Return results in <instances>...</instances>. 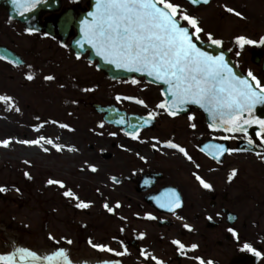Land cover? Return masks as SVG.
Returning <instances> with one entry per match:
<instances>
[{"label": "flooded vegetation", "instance_id": "flooded-vegetation-1", "mask_svg": "<svg viewBox=\"0 0 264 264\" xmlns=\"http://www.w3.org/2000/svg\"><path fill=\"white\" fill-rule=\"evenodd\" d=\"M171 2L181 5L184 11L197 17L205 33L210 32L214 38L223 41L218 48L230 55L242 74L247 76L251 71L264 85V44L260 43L264 38V0H208V3L200 0L195 5L191 0ZM90 7V0H60L57 11L41 14V31L30 33L25 24L12 19L8 10L0 6V96L12 97L8 104L0 101V109L9 105L15 111L14 107L25 106L26 89L32 86V90L44 97L47 93H53L55 100L63 106L74 105L88 110L98 118L97 123L121 134L109 142L108 136L94 137L90 130L88 139L91 153L85 154L97 165L100 163L96 160L99 155L105 163L112 159L119 162V174L110 176L106 171L101 187L111 190L109 185H112L122 190L117 202L120 207L114 205L118 210L117 222L120 225L119 252H124V255L116 256L120 264H156L151 256L163 261V264H199L194 259L197 256L213 264H264V255L255 256L243 248L245 243H249L264 254V159H261L264 156V139L251 136L254 143L249 144L245 136L210 129L205 116L193 108L171 117L164 110L156 108L157 104L165 101L161 87L143 78L112 80L98 69L97 62L90 61L88 54L77 59V54L71 49L76 37L72 22L77 21ZM228 7L234 12H228ZM235 12L242 15L237 16ZM200 35L201 42L217 47L206 42L207 37L203 33ZM238 36H245L257 43L241 48L236 41ZM77 70L87 75L83 87H77ZM29 74L33 79H27ZM46 76H53L54 79L46 80ZM134 79L139 83L133 84ZM111 82L128 86L129 92H122L121 97L143 99L148 107L134 100L111 102L107 97ZM34 83L40 89H35ZM79 93L82 97L78 98ZM46 100H38L39 105ZM101 107H115L126 115L141 118H147L149 112L160 114L139 131L140 139L134 140L125 134L123 128L107 123L106 114L98 111ZM189 116H194V119L190 121ZM191 123L197 127L191 128ZM226 136L231 138L224 139ZM100 139L107 150L101 151L92 143ZM169 139L184 147L192 160L178 150L167 148L163 142ZM153 144H157V147L153 148ZM219 144L242 151L224 153L219 159H214L209 155L207 146ZM140 156H144L145 160H141ZM233 169L237 173L229 180ZM197 175L213 188H203L196 179ZM112 177H116L118 182H114ZM85 186L88 187L87 184ZM49 187L40 188V203L52 200L57 195L52 189L48 191ZM78 187L76 182L72 191L78 192ZM170 189H174L181 198V206L171 212L161 208L157 202V198L163 197ZM50 192L54 195L48 197L47 193ZM105 203L109 204L108 200ZM12 204L15 202L12 201ZM148 213L157 219H148ZM109 214L115 216L114 213ZM184 224L190 228H184ZM229 228H233L236 235L229 232ZM141 233L144 235L141 236ZM174 240L181 241L186 248L181 250L172 243ZM191 244H197L198 248L192 250ZM54 245L59 244L55 242ZM142 252L150 255L146 257Z\"/></svg>", "mask_w": 264, "mask_h": 264}, {"label": "snow or ice", "instance_id": "snow-or-ice-1", "mask_svg": "<svg viewBox=\"0 0 264 264\" xmlns=\"http://www.w3.org/2000/svg\"><path fill=\"white\" fill-rule=\"evenodd\" d=\"M11 2L18 10L31 11L42 0H11ZM199 2L200 0H191L193 5ZM204 3H208V0H204ZM227 11L234 12V9L228 7ZM235 15L241 16L242 14L235 12ZM88 16L91 19L81 21L83 37L77 41L79 46L83 48L85 44L91 45L98 56L107 63L115 65L116 68L146 73L148 76L155 77L167 84V92L170 94V98L161 101L156 105V108L164 110L171 117H176L184 105L188 103L197 104L211 116L213 122L208 125L210 129L222 130L227 133H243L247 142L252 144L254 140L247 133L249 127L255 124L259 128L256 135L264 139V118L254 115L256 106L264 105V85L251 71L247 73V77H250L251 81L255 82L254 84L247 77L237 75L225 59L223 52L219 55H213L199 47L198 42L201 40V33L207 37L206 42L217 47L222 46L223 41L214 38L210 32L205 33L204 28L200 26L199 19L184 11L181 5L171 2V0H96L95 11L89 12ZM182 22H186V24ZM27 31L31 33L34 29H27ZM236 41L241 48L246 44L257 43V41L245 36L236 37ZM260 43L264 44V38L260 40ZM79 58V54H77V59ZM27 79L31 80L33 76L29 74ZM45 79L53 80L54 77L46 76ZM132 83L137 84L139 81L134 79ZM91 90L85 89V91ZM121 99L134 100L137 104L145 108L148 107L143 99L133 96H116L117 101ZM0 101L8 104L12 101V97L0 96ZM14 110L20 111L18 107H14ZM159 114L158 112H149L147 118H141L143 125L150 124ZM193 119L194 116H189L190 121ZM117 122L120 124L127 123L123 117ZM60 126L69 128L67 124ZM103 126L100 124L101 128ZM141 126L140 124H131L130 127L133 131L125 134L134 140H139L138 130ZM190 127L195 129L197 125L191 123ZM117 134V132L109 133L111 136ZM223 138L229 139L231 137ZM153 139L157 138L154 137ZM40 140H45V137L41 136L39 139L32 140L25 139L19 142L25 145H39ZM9 143V139L0 141V145L4 147H7ZM46 143L53 144V141L47 139ZM157 143H159L158 140ZM163 143L167 148L178 150L188 160H192V157L180 144L174 143L171 139ZM54 146L57 150L61 148L60 145ZM152 147L156 148L157 144H153ZM207 147L210 149L209 155H212L214 159H219V156L224 153L242 151L240 148L225 147L223 144ZM44 151H48V149L45 148ZM257 155L261 154L257 153ZM140 159L145 160V157L140 156ZM261 159H264V156H261ZM24 163L29 162L25 161ZM196 166L199 167V164ZM89 167L93 172L97 170L94 165ZM236 173L237 170L233 169L229 175V180ZM24 175L31 179L29 173L25 172ZM196 179L203 188L208 190L213 188L199 175L196 176ZM112 180L118 182L116 177H112ZM47 183L65 188V184L61 180L49 179ZM5 191L7 189L0 186V193ZM63 195L78 200L77 208L86 209L89 207V202L80 200L79 196L71 189L65 190ZM157 202L161 208L170 212L181 206V198L174 189L168 190L163 197L157 198ZM104 207L110 213L114 211L107 203L104 204ZM116 207L119 208L120 204L117 203ZM146 217L151 220L157 219L151 213L146 214ZM208 219L211 220L212 217L209 216ZM183 227L190 228L188 224H184ZM228 231L236 235L233 228H229ZM143 235L141 233V236ZM49 238L52 239L51 236ZM66 242L69 245L73 243L70 239ZM88 242L93 248L101 251L114 252L117 256L124 255V252H117L105 244H94L91 239ZM172 243L178 245L181 250L186 248L179 240H174ZM190 248L195 250L198 245L191 244ZM243 248L255 256L264 255L249 243H245ZM126 251L127 249H125ZM141 254L146 257L150 255L145 252ZM151 259L155 260L156 264H163V261L157 260L155 256H151ZM194 259L198 260L199 264H213L212 261L205 262L199 256L194 257ZM0 264H72V261L68 258L64 248H59L46 256H39L37 252L28 248H17L7 255H0ZM104 264H120V261L104 262Z\"/></svg>", "mask_w": 264, "mask_h": 264}, {"label": "rangeland", "instance_id": "rangeland-1", "mask_svg": "<svg viewBox=\"0 0 264 264\" xmlns=\"http://www.w3.org/2000/svg\"><path fill=\"white\" fill-rule=\"evenodd\" d=\"M77 77V87H83L87 75L78 72ZM31 87L26 89V101L23 102L25 106L19 107L20 111H13L9 105L0 109V141H10L7 147L0 145V186L7 189L0 193V254L7 255L19 246L33 251L65 248L72 251L71 260L75 263L90 260L116 261L118 257L114 252L93 248L88 241L91 239L94 244H105L119 252L120 225L117 222L118 210L114 205L122 190L112 185H109L111 190L101 187L106 171L110 176L119 174V162L112 159L105 163L99 155L96 160L100 163L97 165L86 158L85 154L91 153L88 139L90 130L94 137L108 136L109 142L116 140L121 134L112 128H101L97 123L98 118L88 110L74 105L63 106L55 100L53 93H47L44 97ZM34 88L40 89L37 83H34ZM21 89L23 90L22 87ZM122 92H129L127 85L111 82L107 97L111 102L116 101V96ZM79 97H82L80 93ZM42 98L47 99V102L39 105L38 100L41 102ZM67 98L70 102V97ZM61 124H67L69 128H63ZM111 132L118 134L111 136ZM41 136L45 140H40L39 145L19 142L39 139ZM47 139H51L53 144L46 143ZM101 139L92 143L101 151L107 150ZM54 145H60V150ZM45 148L48 151H44ZM92 157L93 155L90 158ZM25 161L29 163L26 164ZM90 163L96 167L95 172L91 171ZM25 172L30 174L31 179L24 175ZM49 179L63 181L65 188L49 185ZM76 182L79 184L76 189L78 192H73L80 200L89 202L86 209L77 208L79 201L63 195L65 190H73ZM85 184L88 185L87 188ZM44 186H51L47 190L52 189L57 195L52 200L45 203L41 200L40 203L39 191ZM53 192L47 193V196L54 195ZM106 200L114 210L111 212L114 217L104 207ZM68 239L73 241L71 245L67 244ZM55 242L59 245H54Z\"/></svg>", "mask_w": 264, "mask_h": 264}, {"label": "water", "instance_id": "water-1", "mask_svg": "<svg viewBox=\"0 0 264 264\" xmlns=\"http://www.w3.org/2000/svg\"><path fill=\"white\" fill-rule=\"evenodd\" d=\"M90 1H91L90 10L80 15L77 21L72 22V25H74L76 29V37L72 41L71 49L76 54H79V56L89 54L90 61L92 62L96 61L98 63V69L103 71L108 77H110L113 80H122V79L130 80L133 77H140V78L143 77L149 83L154 84L156 86H161L163 89V96L165 100H168L170 98V94L167 92L168 85L165 84L163 81L157 80L155 77L148 76L146 73L128 71L127 69L124 68H116L115 65L107 63L102 57L98 56L95 50L92 49L91 45L85 44L83 48L79 46L77 41H80L83 37V32L81 31V27H82L81 21L85 19H91V17L88 16V13L95 11L96 0H90ZM0 6L8 10L9 15L11 16L12 19L25 24L29 29H34V31H41V23H40L41 14L45 12L57 11L60 7V0H42V2L39 5H37V7L33 8L31 11H24L23 9L18 10L15 7V5L12 4L11 0H0ZM21 12H23V15H21ZM49 33L52 35V32ZM64 35L66 36V32ZM198 46L202 47L205 51H208L213 55H219L221 52H223L225 59L229 62L230 66L233 67L237 75H240L242 77H247L244 74H242L239 70H237V68L233 64V61L230 58V55L227 52H224L222 49L218 47H214L209 44H204L201 41L198 42ZM247 78L251 81L249 77ZM251 82L254 84L253 81ZM192 107L200 110L204 114L208 125L213 122L209 113H207L203 108H201L197 104L188 103L184 105L182 110L179 112V114L186 113ZM98 111L101 114L102 113L106 114L105 120L107 121V123L113 124L118 128H123L126 132L133 131V129L130 127L131 124L142 125L139 128L138 133L141 129L146 127V125H143V121L141 117L126 115L124 112L118 111L115 107H104V108L101 107L98 108ZM254 115L259 116L260 118H264V105H257L256 108L254 109ZM121 117H123L125 121H127V123L125 124L118 123L117 121H119ZM257 131H259L258 126L253 124L251 127H249L247 135L259 137L256 135ZM235 134L245 136V134L243 133H235ZM17 248H20V246ZM68 253L71 259L72 251H68Z\"/></svg>", "mask_w": 264, "mask_h": 264}, {"label": "bare ground", "instance_id": "bare-ground-1", "mask_svg": "<svg viewBox=\"0 0 264 264\" xmlns=\"http://www.w3.org/2000/svg\"><path fill=\"white\" fill-rule=\"evenodd\" d=\"M53 252H55V251H53ZM53 252H50V253H46V252H41V253H38L37 252V254L39 255V256H46V255H50L51 253H53ZM80 264H104V262H101V263H95V262H93V263H89V262H82V263H80Z\"/></svg>", "mask_w": 264, "mask_h": 264}]
</instances>
